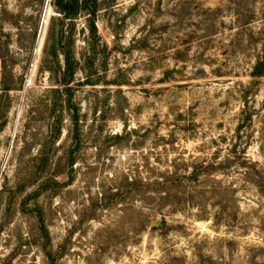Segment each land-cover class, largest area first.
Wrapping results in <instances>:
<instances>
[{"label": "rangeland", "instance_id": "rangeland-1", "mask_svg": "<svg viewBox=\"0 0 264 264\" xmlns=\"http://www.w3.org/2000/svg\"><path fill=\"white\" fill-rule=\"evenodd\" d=\"M55 1L0 0V264H264V0Z\"/></svg>", "mask_w": 264, "mask_h": 264}, {"label": "trees", "instance_id": "trees-1", "mask_svg": "<svg viewBox=\"0 0 264 264\" xmlns=\"http://www.w3.org/2000/svg\"><path fill=\"white\" fill-rule=\"evenodd\" d=\"M55 5L61 10V12L65 13V16L67 18L74 17V15H76V13L78 12V9L81 6L79 0H56ZM90 13L94 15L96 11L92 10V12ZM89 28L93 34L97 33V26L93 19H92L91 24L89 25ZM53 55L54 57H57V53L54 52ZM48 70L51 73L55 74L58 85L64 86L63 92H64V95H66L65 96L66 98L64 101L68 102V106H67L68 110L73 111V113L71 114V119L73 123L77 126L79 123L78 109L76 107H72L71 105L73 94L71 91V87L69 86L75 74V64H74L73 58L71 57V54L68 52H65V68L63 70H61L60 68V71L59 70L57 71L53 67H49ZM263 75H264V57H260L254 66L252 76L260 77ZM55 89L56 90H53V92L55 93L58 92V94H60L61 91L59 87ZM71 162H74V160H72ZM165 180H167V178ZM161 184L163 186H166L167 182L164 181V182H161Z\"/></svg>", "mask_w": 264, "mask_h": 264}]
</instances>
